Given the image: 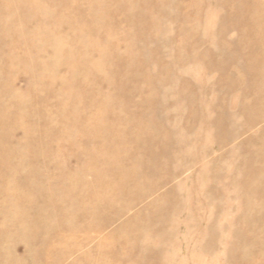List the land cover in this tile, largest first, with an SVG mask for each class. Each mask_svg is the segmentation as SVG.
I'll use <instances>...</instances> for the list:
<instances>
[{"label":"rangeland","instance_id":"obj_1","mask_svg":"<svg viewBox=\"0 0 264 264\" xmlns=\"http://www.w3.org/2000/svg\"><path fill=\"white\" fill-rule=\"evenodd\" d=\"M262 28L264 0H0V264H264Z\"/></svg>","mask_w":264,"mask_h":264},{"label":"bare ground","instance_id":"obj_2","mask_svg":"<svg viewBox=\"0 0 264 264\" xmlns=\"http://www.w3.org/2000/svg\"><path fill=\"white\" fill-rule=\"evenodd\" d=\"M252 25H253V23H252ZM254 25H255V23H254ZM260 28V27H259ZM263 29V28H262ZM255 30V29H254ZM259 30V29H258ZM258 30H255L254 32H251V34H250V37H252L250 40H252L251 42L255 45V44H262L263 42V36H264V32L263 31H258ZM264 30V29H263ZM237 44V43H236ZM249 45V44H248ZM257 57V56H256ZM256 59V58H255ZM135 70V69H134ZM102 77H104V76H102ZM103 80V79H102ZM128 80V79H127ZM107 130H108V128H107ZM106 134H107V132H106Z\"/></svg>","mask_w":264,"mask_h":264}]
</instances>
